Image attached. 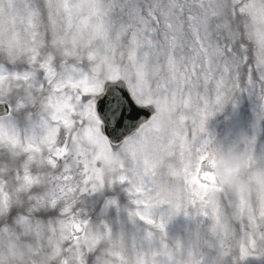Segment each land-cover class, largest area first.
<instances>
[{
    "label": "snow or ice",
    "instance_id": "obj_1",
    "mask_svg": "<svg viewBox=\"0 0 264 264\" xmlns=\"http://www.w3.org/2000/svg\"><path fill=\"white\" fill-rule=\"evenodd\" d=\"M243 91L264 99V0H0V105L35 109L40 129L22 141L0 123V264H86L80 196L117 184L146 209L158 175L213 211L225 185L241 210L253 187L264 201V167L199 137Z\"/></svg>",
    "mask_w": 264,
    "mask_h": 264
},
{
    "label": "rangeland",
    "instance_id": "obj_2",
    "mask_svg": "<svg viewBox=\"0 0 264 264\" xmlns=\"http://www.w3.org/2000/svg\"><path fill=\"white\" fill-rule=\"evenodd\" d=\"M27 111L13 107L14 119L7 122L3 132L22 141L33 133L38 136V124L31 119L21 121ZM199 137L201 143L208 141L205 151L218 161L251 155L255 167H264V99L249 91L237 93L232 101L213 109L206 130ZM0 158L2 163V152ZM131 186L117 184L80 196L79 218L89 221L85 238L96 239L93 249L98 253L92 261L87 245H83L86 264H264V242L259 241V233L264 232V219L260 216L264 201L254 187L241 210L238 194L222 186L223 191L216 197L217 210L213 211L199 199L193 203L182 194L187 188L168 175L145 181V190L151 197L148 209L133 203L142 197L130 195L126 189ZM176 204L180 205L179 211ZM137 210L149 212L157 224H164L163 230L130 215ZM253 219L258 227H254ZM253 234L258 240L256 248L251 245ZM242 246L249 250L247 257L242 256ZM45 247L47 254L50 249ZM64 254L68 255L67 249Z\"/></svg>",
    "mask_w": 264,
    "mask_h": 264
},
{
    "label": "bare ground",
    "instance_id": "obj_3",
    "mask_svg": "<svg viewBox=\"0 0 264 264\" xmlns=\"http://www.w3.org/2000/svg\"><path fill=\"white\" fill-rule=\"evenodd\" d=\"M216 110H218V109H216ZM29 111H31L33 113L34 118H36L37 120H39V118L36 115H34V113L36 112L35 109L28 110L27 111V114H26V118H28V116H29ZM167 236L173 237V234H168Z\"/></svg>",
    "mask_w": 264,
    "mask_h": 264
}]
</instances>
